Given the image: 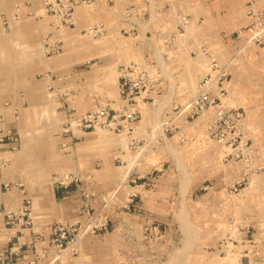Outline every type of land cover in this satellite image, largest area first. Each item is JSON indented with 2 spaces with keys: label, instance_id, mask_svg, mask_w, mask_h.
<instances>
[{
  "label": "rangeland",
  "instance_id": "1",
  "mask_svg": "<svg viewBox=\"0 0 264 264\" xmlns=\"http://www.w3.org/2000/svg\"><path fill=\"white\" fill-rule=\"evenodd\" d=\"M26 1L31 6L32 0L14 4L10 20L35 16L23 10ZM110 1L121 26L101 45H110L121 68L133 66L131 77L141 83L136 101L153 106L143 134L126 150L128 180L141 189L131 209L156 228L155 236H165L160 257L171 262H258L264 246V2L124 0L119 11V1ZM201 91L208 101L197 104ZM135 113L131 128L141 119ZM98 213L109 219L103 209Z\"/></svg>",
  "mask_w": 264,
  "mask_h": 264
},
{
  "label": "crops",
  "instance_id": "2",
  "mask_svg": "<svg viewBox=\"0 0 264 264\" xmlns=\"http://www.w3.org/2000/svg\"><path fill=\"white\" fill-rule=\"evenodd\" d=\"M18 1L0 0V252L19 248L7 264H176L160 257L165 236H155L141 212L131 209L141 189L128 180L132 169L126 150L143 134L153 106L136 101L130 107L119 97L121 63L109 44L101 45L121 26L111 1L78 5L72 23L63 26L44 14L39 0L31 6L26 1L23 9L35 16L10 20ZM118 1L119 11L127 6ZM102 103L116 113H139L138 125L131 128L121 115L115 119L119 134L74 126L64 131L70 115ZM66 174L79 181L61 185ZM25 201L30 202V224L8 226L6 214ZM101 209L109 217L106 231L80 233L61 253L50 245L53 225L84 227L85 211ZM259 250L258 262L240 264H264V246Z\"/></svg>",
  "mask_w": 264,
  "mask_h": 264
},
{
  "label": "built area",
  "instance_id": "3",
  "mask_svg": "<svg viewBox=\"0 0 264 264\" xmlns=\"http://www.w3.org/2000/svg\"><path fill=\"white\" fill-rule=\"evenodd\" d=\"M41 6L44 14L49 15L55 19L58 25H70L72 23L74 10L78 5L89 6L93 0H41ZM18 10V9H17ZM34 12L30 10V14ZM133 66L123 67L119 70L120 82L118 85V94L122 102L130 106L140 95L141 83L138 79H133ZM208 101V97L204 91H201L197 97V104ZM123 115L124 119L130 125L137 117L134 111L114 112L109 106L96 104L87 112L81 115H70L69 122L64 127L65 132H71V127L79 129L80 131H103V132H119L120 127L115 125V119ZM1 121V117H0ZM4 140V134L0 130V143ZM79 178L76 175L66 174L61 177L59 183L67 185L69 183H76ZM87 204L84 202V207ZM87 222L84 227H81L78 222L73 223H59L52 226L50 231V245L54 246L56 250L61 253L67 248L72 247L77 240V236L85 233L95 235L98 232L106 231L108 229V219L106 216L100 218V213L89 214L85 211ZM30 202L25 201L20 209L16 212H9L6 214V223L8 226L15 224L29 225L30 224ZM99 219V220H98ZM98 222L95 224V222ZM102 221V222H101ZM101 222V223H100ZM156 228H153L155 232ZM8 242H10L8 240ZM19 248L11 247L8 254L0 252V264H7L10 260V254L18 251Z\"/></svg>",
  "mask_w": 264,
  "mask_h": 264
}]
</instances>
